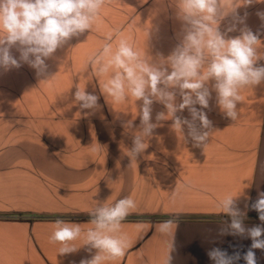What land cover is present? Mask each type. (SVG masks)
Masks as SVG:
<instances>
[{"label": "crops", "instance_id": "obj_1", "mask_svg": "<svg viewBox=\"0 0 264 264\" xmlns=\"http://www.w3.org/2000/svg\"><path fill=\"white\" fill-rule=\"evenodd\" d=\"M260 12L264 0L239 6L235 14L243 23L228 38L247 26L259 34L258 48L264 53ZM232 22L230 13L220 31ZM182 27L175 0H106L92 30L71 38L46 59V77L54 76L49 81L42 82L46 77H38L24 62L0 68V264H80L91 259L96 250L90 252L79 239L73 242L76 251L59 254L60 245L48 241L53 223L62 219L86 229L96 201L111 204L128 196L137 203L123 223L130 247L106 264H162L165 244L156 226L168 219L178 221L173 264H214L208 256L214 248L229 255L239 252L236 264H246L243 255L252 240L220 235L231 217L219 211L216 201L226 193L239 194L235 200L246 213L245 227H264L251 208L264 192V82L241 91L237 121L221 112L211 90L214 82H209V108L202 109L212 122L206 147L194 146L186 126L183 139L171 119L157 122L156 115L166 109L154 101L152 122L159 126L131 162L126 153L139 130L142 101L130 97L116 104L106 99L101 86L107 77H95L87 66L109 32H118L142 55L155 58L171 54ZM10 52L19 61L17 48ZM257 64L264 65V59ZM77 87L98 97L96 110L73 103ZM177 102H182L179 96ZM177 115L191 119L187 109ZM129 120L132 130L124 127ZM141 223L146 228L138 231ZM253 251L257 264H264V250Z\"/></svg>", "mask_w": 264, "mask_h": 264}, {"label": "clouds", "instance_id": "obj_2", "mask_svg": "<svg viewBox=\"0 0 264 264\" xmlns=\"http://www.w3.org/2000/svg\"><path fill=\"white\" fill-rule=\"evenodd\" d=\"M254 2L256 0H175L177 16L183 21L182 38L167 57L142 55L118 32L115 36L109 32L103 45L88 57L87 66L95 77H107L101 86L106 99L116 104L130 97L142 101L139 130L133 133V146L126 153L131 162H136L148 147L147 139L159 126L152 122L154 101L166 109L156 115V121L171 119L172 128L181 133L183 139L186 126L187 135L197 147H206L212 133V122L202 110L209 108L210 81L214 82L211 90L216 93L221 112L232 121L239 119L237 104L243 99L241 91L264 82V65L257 64L264 59V53L258 48L259 34H254L247 26L239 29V36L228 38V33L237 30V23H243L235 14L236 9ZM105 4L106 0H0V68H18L24 62L36 70L38 77H46V59L71 38L92 30ZM230 13L233 22L222 33L219 25ZM257 15L264 21V12ZM13 47L20 53L19 61L10 52ZM53 77H46L42 82ZM177 96L182 102H177ZM73 103L81 110L99 107L98 97L87 93L85 87H77ZM196 105L200 106L199 110ZM185 109L191 119L177 115ZM124 127L132 130V120ZM238 195L226 193L216 201L219 211L231 217V223L220 229V235L250 237L252 244L243 260L246 264H257L253 249L264 250V227H245L246 213L237 207L235 200ZM136 207L131 196L111 204L96 201L89 212L90 227L85 229L80 223L57 219L48 241L60 245L59 254L76 251L78 247L73 242L78 239L83 240V246H89L90 252L96 250L91 259L81 260L80 264H106L117 260L130 247L123 223ZM251 208L264 222V192ZM177 225L176 219H168L156 226L165 244L162 264L174 262ZM145 228L143 223L137 226L138 231ZM208 256L214 264H236L241 259L239 252L229 255L219 248L210 250Z\"/></svg>", "mask_w": 264, "mask_h": 264}]
</instances>
